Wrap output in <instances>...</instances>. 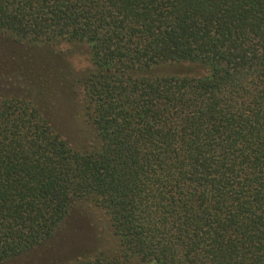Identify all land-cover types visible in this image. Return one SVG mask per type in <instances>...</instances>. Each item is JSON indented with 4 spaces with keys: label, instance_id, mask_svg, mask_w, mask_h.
I'll return each mask as SVG.
<instances>
[{
    "label": "trees",
    "instance_id": "obj_1",
    "mask_svg": "<svg viewBox=\"0 0 264 264\" xmlns=\"http://www.w3.org/2000/svg\"><path fill=\"white\" fill-rule=\"evenodd\" d=\"M0 264H264V0H0Z\"/></svg>",
    "mask_w": 264,
    "mask_h": 264
},
{
    "label": "rangeland",
    "instance_id": "obj_2",
    "mask_svg": "<svg viewBox=\"0 0 264 264\" xmlns=\"http://www.w3.org/2000/svg\"><path fill=\"white\" fill-rule=\"evenodd\" d=\"M10 45L13 47L12 43ZM50 49V53L47 55L48 60L52 63H57L61 67L64 65L68 66L76 78H80L88 67V55L86 50L80 46L63 43L55 45ZM51 116L54 126L64 136L71 138L72 133L75 131L74 113L71 112L70 107L63 98L56 100ZM84 217L86 221L90 224L92 223L97 228L94 227L95 229L92 230L93 232L94 230L97 232L102 245L111 248L113 246V238L108 233L104 217L98 211L91 208L84 209ZM73 229L74 227L68 230V232H72ZM91 233L92 231L89 230L88 235Z\"/></svg>",
    "mask_w": 264,
    "mask_h": 264
}]
</instances>
